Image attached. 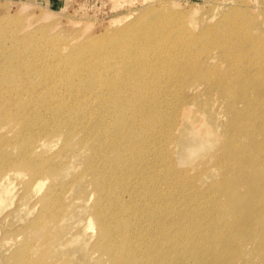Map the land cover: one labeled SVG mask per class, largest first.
Instances as JSON below:
<instances>
[{
	"label": "rangeland",
	"instance_id": "374dc122",
	"mask_svg": "<svg viewBox=\"0 0 264 264\" xmlns=\"http://www.w3.org/2000/svg\"><path fill=\"white\" fill-rule=\"evenodd\" d=\"M2 1H9L7 2L9 3L8 6ZM22 1L0 0V17L2 15L10 16L12 12L14 14L11 15L15 16L16 14L15 17H7L6 20L9 24L12 23L13 18L36 20L40 15L39 12L50 7L60 11L52 17V20L59 24L58 28L55 29L56 32L52 35L62 30L67 34L84 33L83 36L86 35L87 38L95 37L115 30L126 22L139 24L141 20L148 21L160 17L165 22L166 20L161 14L167 12L171 14L167 17L170 21H166L164 26L165 28L172 26L170 33L174 35L178 33L179 35L184 27L193 32H205L199 43L195 45L192 62L194 65L203 66L195 72L203 71L199 72L196 77H193L195 72L193 74L189 72L187 77L182 76V80L188 82L182 86L171 85L173 81L181 80V78L163 73L161 74L163 76L161 81L158 82L156 79L152 88L155 95L149 94L153 102L147 107V110L152 111V115L156 116L154 122L159 129L157 133L159 138L155 139L156 144L152 150L167 156L169 161L164 164L162 162L157 163L155 160L152 166L140 160L136 163V170L131 167L130 177L133 178L138 172L141 183L138 188H134L133 203L135 210L128 207L125 213H134L135 221L133 223L135 225V222H147L144 217H152L150 214L160 208L150 220L152 227L150 235L144 238V233L141 234L136 248L139 251H145L144 240H163L161 243L154 244L156 247L153 249L152 258L149 259V262L153 264H264V211L259 212L255 208L251 210L246 204L249 192L264 185V100L261 96L263 86L260 83L264 79L262 77L264 73L255 71L258 75L251 79L254 82L251 87H237L235 84L243 81L242 71L230 67L232 82L223 79L227 86L221 91H217L215 88L212 89V82L219 78L218 76L231 75L225 69L228 65L230 66V63L226 59L218 57L217 53H220L218 47L214 49L216 53L214 60H217V63H212L207 52H202L207 47L217 46L209 40L208 27L216 25L219 20L224 19L225 15L232 16V20L236 18L237 21L253 16L251 18L252 23L259 25L255 32L261 34L262 40H264V0H135L133 3L123 2V0H66L55 7L36 0H28L36 3L27 9H25L26 7L23 8L26 4ZM160 1L162 2L160 3ZM33 6L37 7L34 8ZM40 6H44L42 7L44 9ZM6 9L8 10L6 11ZM175 16L183 20L175 21ZM2 20L3 18L0 22ZM171 20L174 21V24ZM51 21H46L45 24L42 21H36L33 27L43 28V24L48 25ZM46 37L47 35H38L33 42L45 41ZM168 39L173 41L175 36H169ZM180 39L181 36H178L175 41ZM236 42L245 43L244 40L240 39H236ZM3 45L4 43L0 42V47ZM142 47L143 50L136 49L151 53L152 48L149 46ZM257 47H251L249 57L253 59L252 62H263L264 42L263 45H257ZM13 55V53H0V72L9 68L6 64ZM51 58H55L53 54H51ZM68 64L72 65L70 62ZM117 67L118 64L114 66L115 69ZM161 68L171 72L165 65L129 62L121 67L123 75L126 76L122 81L129 82L132 90L137 92L139 88L143 87V80L153 77H145L148 74L146 70L148 72L156 70V73L153 74L155 75L161 73ZM174 68H176L175 64L173 70ZM15 70L18 69L12 68L9 71L13 74L14 79L23 81L40 79L38 70H34V74H31L29 78H25L23 71ZM211 72L214 74L211 75ZM87 81L89 79L78 80L76 84L83 85ZM92 82L88 88L95 86V81L92 80ZM161 84L170 87L173 93L160 95L157 92V87ZM57 90L59 91L51 93L52 98L63 97L68 94L62 87ZM180 90L182 98L177 102H172L170 98L173 95L176 96ZM245 90L248 91L245 93ZM40 91L49 94L53 90L49 85H46ZM121 91V88L117 89L115 96H118ZM24 93H20L19 99L26 96ZM74 93L81 97L82 92ZM98 94H100L98 89H93L88 93V96L96 95L91 100L94 105L98 103ZM224 94L230 96L232 94V98L238 102L236 104L237 110H242L244 113L243 122L238 124V129L234 130L232 124V132L226 125ZM168 96L169 99H167ZM111 98L113 97L108 99ZM136 102H143L140 94H135L133 101L124 107L128 108ZM103 110L107 112L106 114L113 113L105 105ZM166 113L169 114V117L162 125L161 117ZM126 114L130 116L131 112L128 111ZM255 132L256 137L251 135ZM139 138L141 139L134 141L137 142V144L134 143L135 146L149 143L142 139L144 133L141 132ZM56 139L55 136H48V140H51L52 143H55V147H58ZM58 143L60 144L61 141ZM99 144L113 149L111 142L101 141ZM77 148L81 149L82 153H90L89 149H82L80 145ZM150 148L151 146H145L143 151L149 152ZM136 152L140 153L141 151L136 150ZM128 155L133 159L136 153L131 150ZM80 157L76 155L72 164L69 163L62 173L59 172L58 176L61 183L73 184V176L80 169H83V165L88 161L82 162ZM8 167L17 166L10 165ZM68 168H71L72 172H68ZM107 174L106 169L94 173V176L89 171V175L92 177L85 174L78 181L81 189L77 191L67 190L63 193V200L70 203V206L68 210H65L66 216L63 218L60 227L57 228L54 227V221L40 226L35 224L38 218L36 216L41 208L39 205L40 197L45 193L47 183L37 194H33L30 188L27 194L22 188V183L11 181L8 184L9 190L4 192L6 199L1 206L0 238L7 236L19 241L29 238L27 243L32 242L31 253L34 257H38L42 253L44 245L47 243L43 245V242L48 239L49 243H52V247L49 246L45 251L54 260L65 259L68 264L70 262L71 264L74 262H76L75 264H108L110 262L107 253L108 247L96 243L97 240H100V226L96 214L95 219H93L96 208L94 195L97 193L98 177ZM155 175L162 177L160 180L163 184L160 185V188L153 187L151 194L154 191L155 193L148 196L150 190L144 184L151 182L156 177ZM166 175H169L168 179H163ZM36 179L37 177L34 181ZM43 179L47 180L46 178ZM165 184H168L169 188ZM178 184L180 187L188 188L189 193L176 194L175 185ZM229 184L232 186V200L226 191ZM160 191L163 194H160ZM234 191L239 194L234 196ZM125 196L129 198L127 194ZM259 199L260 203L264 204V196H258ZM129 205L132 206V201ZM139 213H142L141 219H139ZM91 214L92 218L90 217ZM104 215L108 216L109 214L105 213ZM91 219L95 222L94 228L89 226ZM130 222L132 221L127 215L119 214L116 217V224H121L124 231L136 230L139 232L142 226L133 225L134 228H131ZM28 224H32L34 227L27 228ZM17 248L18 245L2 246L0 264H6ZM70 253L74 254L75 261ZM4 257L6 262L3 260ZM48 258L50 259V256ZM144 258L139 253L135 254L131 260H134L135 264H143Z\"/></svg>",
	"mask_w": 264,
	"mask_h": 264
},
{
	"label": "bare ground",
	"instance_id": "6f19581e",
	"mask_svg": "<svg viewBox=\"0 0 264 264\" xmlns=\"http://www.w3.org/2000/svg\"><path fill=\"white\" fill-rule=\"evenodd\" d=\"M124 1L133 3L135 0ZM4 2L2 1V3ZM22 2L26 4L23 6V8L26 7L25 9L36 3L28 0ZM8 4L6 5L8 6ZM33 7L31 8L33 9ZM58 12L60 11L47 7L39 12L40 15L36 20L32 18V20L14 19L13 17L16 14L13 16L11 15L14 14L13 12H8L11 14L7 17L13 16V20L10 18L13 24H9L6 20L7 17L4 15L0 17V20L3 18L0 22V42L4 43L0 47V53L14 54L7 61L6 66H9V68L0 72V212L6 199L4 192L9 190L8 184L11 181L22 183V188L27 194L29 188L33 194H37L47 183V189L40 197L39 205L41 208L36 216L38 218L35 224L40 226L54 221V227H60L63 218L66 216L65 210H68L70 206V203L63 200V193L67 190L77 191L81 189L78 181L82 175H89V171L93 175L106 169L108 174L98 177L99 184L97 193L94 195L96 208L93 219H95L96 214L100 226V240H97L96 243L108 247L107 253L111 264H135L131 258L139 253L145 257L143 264H146L152 258L153 249L156 247L154 244L161 243L163 240H144L145 251H139L136 249L138 238L143 233L144 238L150 235L152 229L150 220L158 213L160 208L155 211L156 213L154 212L155 214H150L152 217H144L147 222H135V225L142 226L139 232L136 230L124 231L121 224H116V217L119 214L127 215L132 221L130 222L131 228H134V213L127 214L125 210L128 207L135 210L133 203L134 188H138L141 182L138 172L133 178L130 177L131 167L136 170V163L140 160L152 166L155 160L157 163L162 162L164 164L169 161L167 156L161 155L159 151L152 150L156 144L155 139L159 138L157 135L159 129L154 122L156 116L152 115V111L147 110V107L153 102L149 94L155 95L152 89L156 83L155 81L156 79L158 82L161 81V78H163L161 74L167 73L170 74L169 76L181 78V80L173 81L171 85L178 84L182 86L184 83H188L182 80V76L187 77L189 72L193 74V72L203 67L198 64L194 65L192 62L195 45L199 43L205 32H193L184 27L179 35L178 33L175 35L170 33L172 26H169L170 28L164 26L166 21H170L167 17L171 14L167 12L161 14L166 20L165 22L160 19L161 17L148 21L140 19L139 24L126 22L115 30H110L95 37L87 38L86 35L83 36L84 33L67 34L62 30L52 35L59 25L52 20V17ZM174 18L175 21L183 20L178 16ZM251 18H241L237 21L236 18L232 20V16L225 15L224 19L219 20L216 25L208 27L209 40L217 46L207 47L202 52H207V56L212 59V63H217L218 61L214 60L216 57L214 49L218 47L220 53H217V55L230 63V66L228 65L225 69L231 73L230 76H218L219 78L214 79L215 81L211 85L212 89L215 88L217 91L224 89L227 84L223 79L232 82L231 68H236L242 71L243 74L241 75L243 81L235 84L237 87H251L254 84L251 79L258 75L255 71L264 73V61L252 62L253 59L249 57L251 47L256 48L257 45L261 46L264 42L262 40L263 36L255 32L259 25L252 23ZM36 21H42L44 24L46 21H51V23L48 25L43 24V28H36L33 27ZM171 22L174 24V21L171 20ZM38 35H47V37L45 41L33 42ZM169 36H175V40L178 36H181V39L170 41ZM236 39L244 40L245 43H238ZM142 46L152 48L151 53L136 49L143 50ZM51 54L55 57L54 59L51 58ZM69 62L72 65H69ZM129 62L165 65L171 72L161 68V73L153 75L156 70L154 72L146 70L148 74L145 77H153L143 80V87L134 92L129 82L122 81L126 76L123 75L121 67ZM116 64H118L117 69L114 68ZM174 64L176 68L173 70ZM12 68L18 69L15 71H23L25 78H29L31 74H34V70H38L40 79L36 81L14 79L13 74L9 72ZM202 71L195 72L193 77H196ZM213 74L214 72H211V75ZM128 76H131V74H128ZM262 77L264 78V74ZM82 79H89V81L83 85L76 84L78 80ZM92 80L95 81V86L88 88L93 83ZM260 83L263 86L261 96L264 100V79ZM46 85H49L53 90L49 94L40 91ZM61 87L68 94L63 97L52 98L51 93L58 92L57 89ZM120 88L122 91L118 96H115L117 89ZM93 89L100 91L98 103L95 105L91 100L96 95L88 96V93ZM170 91L171 88L165 84L157 87V92L160 95L172 94L173 91ZM21 92H25L26 96L19 99ZM74 92H82L81 97ZM135 94H140L143 102H136L128 108L124 107L133 101ZM224 96L226 125L232 132V124L234 130L238 129V124L243 122L244 113L242 110H237L236 104L238 102L232 98V94L231 96L224 94ZM109 97L113 98L108 99ZM169 98L168 96L167 99ZM180 98H182L181 90L178 91L176 96L173 95L170 100L177 102ZM130 99L131 101H129ZM104 105L113 113L106 114L107 112L103 110ZM128 111L131 112L130 116L126 114ZM168 117L169 114L167 113L162 115V125L165 124ZM141 132L144 133L142 139L149 143L135 146L137 142L134 141L141 139L139 138ZM49 135L57 138L56 145L58 147H55V143L48 140ZM251 135L256 137V132ZM101 141L111 142L113 149L106 148V145H100L99 142ZM78 145L82 149H89L90 153H82V150L77 148ZM145 146H151L149 152L143 151ZM6 147L9 150L5 149ZM135 149L143 153L136 152ZM131 150L136 153L133 159L128 155ZM75 154L82 157H80L82 162L84 160L88 161L83 165L84 168L73 176V184L65 185L60 182L58 174L60 171L62 173L69 163L72 164ZM10 165H16L17 167L10 168L8 167ZM77 166L79 167V165ZM67 170L72 172L71 168ZM36 177L37 179L34 181ZM168 177L169 175H166L163 179H168ZM161 178L156 176L151 182H145L144 186H148L150 190L148 196L155 193L154 191L151 194L153 187L160 188V185L163 184ZM165 185L169 188L168 184ZM175 186L176 194L189 193L188 188L180 187L179 184ZM226 188L232 200V186L229 184ZM159 193L163 194L161 191ZM125 194L129 198H126ZM238 194L237 191H234V196ZM248 195L246 199L247 206L251 210L255 208V210L263 212L264 204L260 203L261 198L258 200V196H264V185L257 187L256 190H251ZM131 201L132 206L129 205ZM141 208L143 207L141 206ZM105 213L109 215L106 216ZM90 217L92 218V214ZM141 218L142 213H139V219ZM93 219H91L89 226L94 228L95 222ZM1 226L2 222L0 220V229ZM32 227H34L32 224L27 225V228ZM61 230L64 229L61 228ZM13 239V237L7 236L0 238V249L5 245L9 247L18 245L14 255L12 253L7 262L5 257L3 258L6 264H68L65 259L57 261L47 254L45 249H48L49 246L52 247V243H49L48 239L44 240L43 245L47 243L38 257H34L31 253L32 242L27 243L29 238L22 241ZM70 254L73 258L74 254ZM48 256H50V259ZM148 264L153 263L149 262Z\"/></svg>",
	"mask_w": 264,
	"mask_h": 264
},
{
	"label": "crops",
	"instance_id": "0c3cea01",
	"mask_svg": "<svg viewBox=\"0 0 264 264\" xmlns=\"http://www.w3.org/2000/svg\"><path fill=\"white\" fill-rule=\"evenodd\" d=\"M36 1L55 7V6H58L59 4H62L66 0H36Z\"/></svg>",
	"mask_w": 264,
	"mask_h": 264
}]
</instances>
